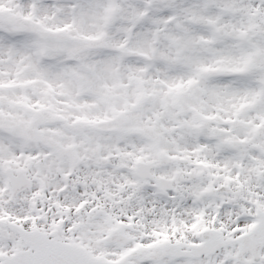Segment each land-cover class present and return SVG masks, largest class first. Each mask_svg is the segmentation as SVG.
Instances as JSON below:
<instances>
[{
    "label": "snow or ice",
    "instance_id": "obj_1",
    "mask_svg": "<svg viewBox=\"0 0 264 264\" xmlns=\"http://www.w3.org/2000/svg\"><path fill=\"white\" fill-rule=\"evenodd\" d=\"M0 264H264V0H0Z\"/></svg>",
    "mask_w": 264,
    "mask_h": 264
}]
</instances>
